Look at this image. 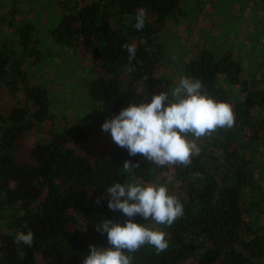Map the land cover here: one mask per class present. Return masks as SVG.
<instances>
[{
  "label": "trees",
  "instance_id": "16d2710c",
  "mask_svg": "<svg viewBox=\"0 0 264 264\" xmlns=\"http://www.w3.org/2000/svg\"><path fill=\"white\" fill-rule=\"evenodd\" d=\"M20 1L0 41V264L262 263L264 21L256 58L202 42L173 74L162 31L185 0H55L43 31L16 20ZM55 50L88 61V117L120 127L106 151L36 75Z\"/></svg>",
  "mask_w": 264,
  "mask_h": 264
},
{
  "label": "rangeland",
  "instance_id": "374dc122",
  "mask_svg": "<svg viewBox=\"0 0 264 264\" xmlns=\"http://www.w3.org/2000/svg\"><path fill=\"white\" fill-rule=\"evenodd\" d=\"M12 1L14 2V0H0V41H2L3 35H8L9 40L14 37L11 34L12 28L10 26L13 19L10 22L11 17L9 15L6 16L7 19L5 20L2 17L4 12L9 9V3ZM54 1L21 0L15 12L16 20L20 21L24 18L26 21L35 22L42 31L43 29L46 30L48 28L47 25L54 20L53 16L57 13L53 7ZM184 2V21L182 20V22L179 21V23L175 24L174 20H172L162 31L166 66L169 67L173 74L181 63H184L196 53L202 42H205L206 46L218 47L217 45H222L224 51H229V45L233 49L236 47V50L242 48L249 50L254 47V57L255 53L258 54L259 43L255 39L252 42L250 41L255 26V21L252 20V17L257 18L258 16L261 21H264V6L254 9L255 6L248 0H215L214 3L218 4V8L214 10L211 5V9L214 12H210V7H207L205 12L197 13L199 11L198 8H203V1L185 0ZM240 5H245L242 10H240ZM261 9H263V12ZM220 18L224 19L220 21ZM227 19H230L229 24ZM2 33L4 34L2 35ZM212 37H215L213 42L210 39ZM261 40L264 43V34ZM210 48L214 49L213 47ZM57 52V50L49 52V55L45 57V61L41 65V70L38 69L39 71L37 70L36 75L41 76L40 79L43 84L49 85L56 112L59 111V114L61 112L64 114V106L73 102V106L65 110V115L70 120H77L80 125H91L95 129L89 141V152L106 151L109 141L117 134L120 127L109 118L107 121L104 114L98 112L93 118L88 117L92 115L91 106L85 101L84 91L88 61L72 58L65 51ZM239 53H243V50L239 51ZM76 115H78V119ZM256 168V173L264 187V161L259 160ZM134 186V178L129 176L126 187L122 191L125 197L129 198L141 193V188ZM150 186L152 184H145V189L149 190ZM258 220L264 226V215ZM260 264H264V260Z\"/></svg>",
  "mask_w": 264,
  "mask_h": 264
}]
</instances>
